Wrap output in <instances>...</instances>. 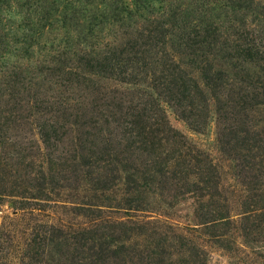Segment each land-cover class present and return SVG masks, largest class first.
I'll list each match as a JSON object with an SVG mask.
<instances>
[{"label": "rangeland", "instance_id": "rangeland-1", "mask_svg": "<svg viewBox=\"0 0 264 264\" xmlns=\"http://www.w3.org/2000/svg\"><path fill=\"white\" fill-rule=\"evenodd\" d=\"M21 3L27 51L1 56L0 27V264H264V0ZM70 21L94 45L53 54Z\"/></svg>", "mask_w": 264, "mask_h": 264}, {"label": "trees", "instance_id": "trees-1", "mask_svg": "<svg viewBox=\"0 0 264 264\" xmlns=\"http://www.w3.org/2000/svg\"><path fill=\"white\" fill-rule=\"evenodd\" d=\"M23 1H26V0H16V2H18L17 8L20 9V11L19 12L16 11L15 13H11L7 10L8 8L5 7L7 5L6 0L0 1V4H1V6H0V27H1V25H3V27H5L6 21H9L10 24L14 25L16 22V18L26 19V21L28 23L30 22L31 14H33V12H31L28 7L24 6V4L21 3ZM28 4L30 7V3H28ZM36 4L38 6H41V4H38V3H36ZM33 10L35 11L37 9L34 8ZM3 13L9 14V16L5 17L3 15ZM40 16H41V18L46 19V15L41 14ZM80 16H83V15L81 14ZM80 18H83V17H80ZM13 25H12V27H9V29H7V27H5L7 30V32H6L7 36H5V38H7L6 39V45H10L11 49H8L9 46H7V48H4L3 54H1V56H4V57L9 56V55L16 56V50L14 49L16 46H17L16 48H22L23 47V49L25 51H27L29 45H31L30 37H33L31 32L29 30H22L21 28H18L19 25H21V24L17 23L14 27H13ZM68 25L69 24H67V26ZM70 26L72 27L71 30L65 29L66 27L64 29L56 30L55 35L45 39L44 44L47 46L48 49L51 46H53L51 49L53 51V54H57V55L65 54L67 56L69 52H71L72 54H75V49H76L75 45L76 44L82 45L85 49L88 46L90 47V46L94 45V44H90L92 40H95L93 28L76 29L74 27V22H71ZM38 36H39V34H38ZM80 52H81V50H80ZM8 53H9V55H7ZM79 55H80V53H79ZM88 55H89V51H84V52L82 51L81 56H78L79 57L78 66H80L81 63H83L82 66H84V67L82 69L80 68V72H76L77 74L80 73L82 75H87L88 70H89L88 67H90V66L93 67L95 65V63H97V61L102 58L100 49H98V52L96 54H93V56L89 57ZM1 64H2V62L0 63V65ZM68 66L71 67L72 65H68ZM8 67H9V63H8V66L1 65L0 69L6 70V69H8ZM78 70H76V71H78ZM2 73L3 72H1V74ZM10 74L12 75V72ZM12 76H14V74ZM0 80H2V78H0ZM22 99H24V100H22ZM22 99H19V101H18V102H22V105L20 106L18 113L21 114L24 110H26L27 112L32 111L31 101L28 100L27 98H22ZM32 107H33V105H32ZM68 108H69V106H66L64 104H62L60 106L58 105V107H57V109L59 110V113H62V115L64 116L63 123L61 122V125L57 126V128H60V130L64 129V127L66 125L65 120H66V122H68L67 118H68L69 113L66 112L68 110ZM79 112L80 111H73V113H75V115L78 114ZM21 117H22V115H21ZM73 123H76V121L75 122L72 121V124ZM54 173H56V172H45V171L40 172V174H41L40 179L42 181L40 184L41 188H40V190H37L36 193H33V195L30 196L31 198H40V196L44 197V199L50 198L48 192L46 190H44V188H46L48 190L47 184L54 181L53 180L54 178H56V179L61 178L60 176H58V178H57V176H55ZM34 179L36 180V178H34ZM37 179H39V177H37ZM65 180H67V178H65ZM119 248L120 247H117L118 250H119ZM105 249L106 248H104V250ZM98 253H99V257L97 259H98V261L100 260L103 264H106V262L108 263L109 259L112 258V256H114L115 258L118 256L116 254L117 251H113L112 254H110V251H109V252L105 253V257H104V255H101V248H100V251ZM110 255H112V256H110ZM105 259H106V262H105Z\"/></svg>", "mask_w": 264, "mask_h": 264}]
</instances>
